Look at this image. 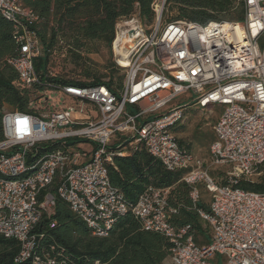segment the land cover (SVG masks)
<instances>
[{"label": "built area", "instance_id": "built-area-1", "mask_svg": "<svg viewBox=\"0 0 264 264\" xmlns=\"http://www.w3.org/2000/svg\"><path fill=\"white\" fill-rule=\"evenodd\" d=\"M164 2L153 0L154 20L146 27L136 15L116 22L111 52L123 73L121 88L46 86L29 102L34 111L2 113L0 236L20 244L17 261L30 258L34 229L58 198L97 236L130 212L144 230L170 243L162 264H264V192L235 186L263 172L264 0H241V22L206 24L163 22ZM0 14L15 22L19 52L7 63L18 84L30 87L57 76L34 69L33 60L43 54L30 29L34 12L21 0H0ZM52 91L63 96L62 105L48 104ZM182 95L192 96L199 110L221 107L209 162L180 145L173 131L186 118V106L171 104ZM138 148L166 170H184L193 202L198 184L209 193L208 212H199L211 230L208 244H196L188 227L171 223L167 189L148 186L130 205L111 185L114 157ZM212 165H229L228 184L216 182Z\"/></svg>", "mask_w": 264, "mask_h": 264}, {"label": "trees", "instance_id": "trees-1", "mask_svg": "<svg viewBox=\"0 0 264 264\" xmlns=\"http://www.w3.org/2000/svg\"><path fill=\"white\" fill-rule=\"evenodd\" d=\"M21 1L37 16L30 29L37 33L43 54L33 60L35 71L44 76L53 52H63L80 76L57 75L45 79L50 85L40 82L30 87L20 86L16 71L7 63L8 58L17 57L19 52L15 22L0 14V140L3 137L2 113L34 111L29 102L46 86L55 89L60 84L104 83L113 91L121 88L123 73L112 60L111 52L115 24L132 15H136L145 27L154 20L153 0ZM164 7L162 20L167 22H241L244 17L241 0H165ZM93 56H100L102 62L98 63ZM206 136L208 133H201L202 139ZM213 139L214 135L209 136L210 144ZM178 142L189 150V145ZM258 170L263 171L264 165ZM108 174L111 185L130 205L148 186L167 189V201L173 209L171 223L176 227H188L196 244L209 243L211 230L199 213L208 212L209 193L198 184V199L193 202L190 186L182 180L184 170H166L143 148H138L129 155L115 156L113 164L108 166ZM214 175H217L218 184L229 183L226 174ZM235 186L264 192V174L254 180L240 178ZM34 231L37 233L34 248L25 261L16 260L21 249L17 241L0 236V264H34V257H38V264H162L170 253L168 240L157 232L144 230L130 212L116 217L106 236H97L58 198L52 212L42 213Z\"/></svg>", "mask_w": 264, "mask_h": 264}, {"label": "rangeland", "instance_id": "rangeland-1", "mask_svg": "<svg viewBox=\"0 0 264 264\" xmlns=\"http://www.w3.org/2000/svg\"><path fill=\"white\" fill-rule=\"evenodd\" d=\"M164 9L165 7L163 4V10ZM162 21L164 22L165 19L163 18ZM93 58L98 63L102 62V58L100 56H93ZM48 69L56 73V75L64 78H74L80 76L78 70H74L72 65L65 59V55L63 52H53L49 61ZM80 79L83 80L82 77ZM104 79L106 80L107 78ZM49 96V105H54L55 107L62 105V95H58L56 91H52L49 93ZM193 101L194 98L192 96L186 97L185 95L179 96L172 101L171 104H173L174 106H186V118L183 119V122L181 124L176 126V130H174V133L176 135V138L179 141L183 142V145H189V150L192 153L209 162V136L214 135L213 125L219 115V110L221 109V107L213 105V111L199 110L191 105ZM201 133H208V137L206 136L202 139ZM229 170V165H212L209 168L211 176L216 179L217 175H214L215 173L222 172L226 174V172H228ZM262 173L264 174V170ZM256 177H258V175L254 176V179Z\"/></svg>", "mask_w": 264, "mask_h": 264}, {"label": "crops", "instance_id": "crops-1", "mask_svg": "<svg viewBox=\"0 0 264 264\" xmlns=\"http://www.w3.org/2000/svg\"><path fill=\"white\" fill-rule=\"evenodd\" d=\"M210 196V195H209Z\"/></svg>", "mask_w": 264, "mask_h": 264}]
</instances>
